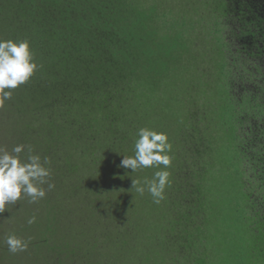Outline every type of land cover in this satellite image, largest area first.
I'll list each match as a JSON object with an SVG mask.
<instances>
[{
  "label": "trees",
  "instance_id": "1",
  "mask_svg": "<svg viewBox=\"0 0 264 264\" xmlns=\"http://www.w3.org/2000/svg\"><path fill=\"white\" fill-rule=\"evenodd\" d=\"M0 10L2 39L28 40L38 66L0 111L23 102L27 133L65 171L73 161L58 147L69 140L91 157L94 176L68 181L63 199L107 193L101 175L151 179L120 162L139 128L168 136L164 199L136 195L144 228L110 200L96 212L119 246L103 264H264V0H0Z\"/></svg>",
  "mask_w": 264,
  "mask_h": 264
},
{
  "label": "rangeland",
  "instance_id": "2",
  "mask_svg": "<svg viewBox=\"0 0 264 264\" xmlns=\"http://www.w3.org/2000/svg\"><path fill=\"white\" fill-rule=\"evenodd\" d=\"M15 1L19 2V0ZM176 1L178 2V0ZM175 9L183 11L186 7L183 3ZM8 23L9 20L4 18L0 10V29H2L0 31V38L10 34V27L7 26ZM13 93L14 91L11 90V102ZM30 102L32 101L30 100ZM19 104L18 107L15 105L9 108L5 107V113L0 111V148L11 152L14 146L23 144L25 145V149L21 153L22 159H26L28 147L30 146L33 154L40 155L41 161L44 158L49 160V164L45 165L51 171L48 183L53 184L54 187L48 189V184H44L42 187L45 189L46 194H49L45 199L50 200L51 203L49 204L52 205L44 208L43 203L46 202L45 199L43 203H41L42 199L36 203H30L28 198H22L14 205H7L5 211L0 212V264H103L105 258L115 257L116 252L119 250V246L108 245L111 242L110 237L106 236V233L103 231V224L96 222L98 219L103 221L96 212L112 210L109 200L118 211L132 213L129 215V221L127 222L129 227L134 228V230L139 229V227L144 228L143 219L138 212L134 211L137 207L136 204H138L137 198L139 197L136 196L137 192L135 189H132V182L124 181L115 175L109 176L110 179H115L114 182H111L102 179L101 175L97 177V180H101L107 193L100 194L99 196L92 193L82 195V188L79 187L78 192L81 195L77 193L70 195L69 200L63 199L62 190L68 181L72 185L87 186L89 173L91 176H94L95 172L91 170L90 165L91 157L87 153L81 154L79 148L76 149L73 145L69 144L72 142L69 140V143L66 142L65 149L61 146L58 147L62 152V157L67 152L69 160L73 161L68 165L70 168L65 171L64 162L57 163L51 159L50 153H46L52 148L45 151V149L38 147L40 145L38 144V140H42L41 137H38L39 134L30 135L27 133L26 125H29L31 122L30 119L26 120L27 114H24L21 109L23 102ZM167 113L168 110L165 107H161L159 114L156 112V116L159 115L160 118ZM82 163L85 164L83 165ZM160 167L162 168L163 166ZM97 169L101 173L102 170L100 171L99 167ZM156 170L158 169H146L144 177L152 178ZM168 170L171 173V168ZM144 180H141V182L143 183ZM94 184L95 182H93ZM91 185L92 183L88 184V186ZM68 193H70V190L66 193V199ZM40 203L43 206L42 209L36 207ZM66 204L69 206L67 207ZM72 205L73 211H79L69 214L70 221H66L65 218L68 215L67 213L71 212L69 208ZM64 207H66L65 213H63ZM107 214L111 213L107 212ZM33 216L36 218L35 223L28 224V219ZM60 221L68 223L66 228L64 222L60 228ZM131 222L137 223L139 227H134ZM125 229H127L126 226H124ZM11 234H15L19 238L29 242L26 251L15 254L8 251L4 241ZM59 244L64 249L65 254H62L63 258L70 259L69 261H64L57 255L60 251L59 249L55 250V246ZM66 254L70 255L71 258Z\"/></svg>",
  "mask_w": 264,
  "mask_h": 264
},
{
  "label": "clouds",
  "instance_id": "3",
  "mask_svg": "<svg viewBox=\"0 0 264 264\" xmlns=\"http://www.w3.org/2000/svg\"><path fill=\"white\" fill-rule=\"evenodd\" d=\"M37 67L28 40L0 38V107L11 99V90L26 84L33 77ZM171 147L166 133L141 127L136 133L134 155L123 156L119 165L126 170L131 169L132 173L145 168L158 169L150 180L145 179L143 183L139 179L132 180V189L141 196L147 191L157 204L164 199L165 189L170 185ZM24 149L23 144L14 146L11 152L0 148V212L22 198L36 203L46 196L42 185L48 184V189L54 187L48 183L51 171L45 165L49 164V160L44 158L41 161L40 155L33 154L30 146L26 159H22ZM35 220L33 216L27 223L33 224ZM4 243L8 251L15 254L26 251L29 242L11 234Z\"/></svg>",
  "mask_w": 264,
  "mask_h": 264
}]
</instances>
